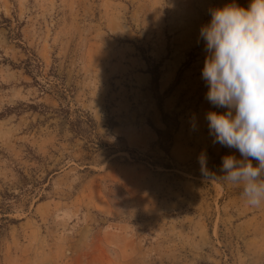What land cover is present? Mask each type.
Masks as SVG:
<instances>
[{"label": "rangeland", "instance_id": "1", "mask_svg": "<svg viewBox=\"0 0 264 264\" xmlns=\"http://www.w3.org/2000/svg\"><path fill=\"white\" fill-rule=\"evenodd\" d=\"M232 2L0 0V264H264V207L199 162L234 151L199 39Z\"/></svg>", "mask_w": 264, "mask_h": 264}, {"label": "clouds", "instance_id": "2", "mask_svg": "<svg viewBox=\"0 0 264 264\" xmlns=\"http://www.w3.org/2000/svg\"><path fill=\"white\" fill-rule=\"evenodd\" d=\"M199 39L205 99L216 109L205 114L209 135L234 150L221 157L220 174L207 171L204 155L201 168L206 178L240 189L249 207H264V0L211 9Z\"/></svg>", "mask_w": 264, "mask_h": 264}, {"label": "trees", "instance_id": "3", "mask_svg": "<svg viewBox=\"0 0 264 264\" xmlns=\"http://www.w3.org/2000/svg\"><path fill=\"white\" fill-rule=\"evenodd\" d=\"M28 64H31L30 61H28Z\"/></svg>", "mask_w": 264, "mask_h": 264}]
</instances>
